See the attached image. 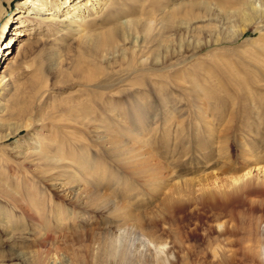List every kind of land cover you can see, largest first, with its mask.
Wrapping results in <instances>:
<instances>
[{"label":"rangeland","instance_id":"1","mask_svg":"<svg viewBox=\"0 0 264 264\" xmlns=\"http://www.w3.org/2000/svg\"><path fill=\"white\" fill-rule=\"evenodd\" d=\"M18 1L4 0L0 29ZM180 1L172 54L134 66L23 19L19 39L38 43L0 87V264H264V0H250L263 10L245 29V0H128L81 27ZM119 234L122 263L107 255Z\"/></svg>","mask_w":264,"mask_h":264},{"label":"bare ground","instance_id":"2","mask_svg":"<svg viewBox=\"0 0 264 264\" xmlns=\"http://www.w3.org/2000/svg\"><path fill=\"white\" fill-rule=\"evenodd\" d=\"M7 1L10 2L11 0ZM127 2L128 0H19L17 10L14 13L17 16L15 19L12 17L13 19H11V21L7 20L0 29V59H2L4 55L12 54V50L10 51V49L14 48L15 44L12 43L17 40L12 59L7 62L4 73L0 74V87L5 92L11 88L14 81L12 79V74L14 73L12 72V65L21 55L25 54L27 50L34 49L38 43L37 40L19 39L20 35H25L26 31L32 29V27L24 28V25H22L23 19L25 20V18H29L30 21L40 20L50 26L58 25L57 30L64 31V33L75 31L79 33V45L82 52H89L96 57H104L118 52L121 60L128 63L129 66L147 64L150 61L157 62L159 56L171 55V37L176 33L180 34L182 29V1L176 3L173 8L167 11H161L160 14H153L147 7L139 13L133 11L135 9L129 10L127 8L126 12L123 13L128 17L125 21L120 20L118 15H111L109 25L103 30H89L86 32L81 27L85 25L81 22L84 21L86 17L89 16L90 22H94L93 20L97 19L103 12L110 14L109 12L113 8L117 9L116 11H120L122 9L121 5H126ZM243 4L246 10L242 12L241 18L244 21L243 28L245 29L253 19L261 15L264 3H260L262 6H256L254 2L245 0ZM4 8V0H0V20ZM60 12L65 15V20L59 19ZM11 26L14 27L10 28ZM29 33L31 32H26V34ZM236 33L240 32L237 31ZM132 39H134V42H137V50L136 48L123 49L119 44L120 41L122 43H124V41L132 42ZM164 42L166 43L164 44ZM180 43L179 38L177 42L179 48L181 47ZM3 111L4 109L0 102L1 116ZM261 120L264 121V117H262ZM39 121L40 118L30 115L26 121H22V124L15 126L13 132L19 131L21 128L22 130L24 128H29L32 124ZM4 124L3 121L0 122V130H6L10 127ZM50 137L47 136L46 138L51 140ZM52 138L54 139L53 136ZM32 153H34V151L30 150L25 153L23 152L22 155ZM40 158L43 161H47L48 156L43 154ZM137 232V234L141 236L139 240L143 245V249L151 245L158 254L163 252L164 246L143 233L141 228L140 231ZM107 244L109 247L107 249V255L118 257L119 263L129 258L126 256L128 254L126 251L128 246L125 245L126 242L121 234L109 237L107 239ZM261 252L264 254V244ZM159 257L162 259L161 256Z\"/></svg>","mask_w":264,"mask_h":264}]
</instances>
